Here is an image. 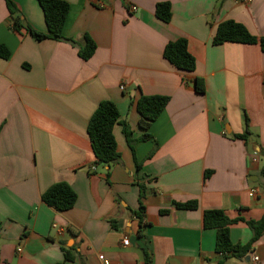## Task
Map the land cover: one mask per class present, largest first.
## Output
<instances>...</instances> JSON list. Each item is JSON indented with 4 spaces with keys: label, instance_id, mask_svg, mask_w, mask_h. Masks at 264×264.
Listing matches in <instances>:
<instances>
[{
    "label": "crops",
    "instance_id": "crops-1",
    "mask_svg": "<svg viewBox=\"0 0 264 264\" xmlns=\"http://www.w3.org/2000/svg\"><path fill=\"white\" fill-rule=\"evenodd\" d=\"M63 1L65 39L55 41L14 31L0 0V45L10 53L0 58V264L60 263L61 242L74 249L71 264H103L100 255L109 264H145V255L149 264H264V234L245 259L223 260L216 231L202 222L205 210L245 221L264 212V53L258 44L212 43L229 20L264 37V0ZM12 2L24 23L46 32L36 0ZM161 2L171 6L169 22L155 16ZM85 36L95 44L88 60L78 55ZM179 38L195 59L192 72L163 57ZM141 95L169 98L151 138L137 141L133 155L117 123L120 159L96 165L86 132L92 113L113 102L138 140ZM244 118L245 140L234 137L244 134ZM58 182L77 195L68 211L41 200ZM186 202L196 209L176 206ZM251 236L243 221L229 227L233 244Z\"/></svg>",
    "mask_w": 264,
    "mask_h": 264
},
{
    "label": "trees",
    "instance_id": "trees-1",
    "mask_svg": "<svg viewBox=\"0 0 264 264\" xmlns=\"http://www.w3.org/2000/svg\"><path fill=\"white\" fill-rule=\"evenodd\" d=\"M9 11V20L14 31L20 32L24 30L35 40H62L65 39L63 31L70 6L63 0H36L43 13L46 32L40 33L33 30L30 26L20 19L18 9L12 0H4ZM155 16L163 21L169 22L171 19V6L168 2L157 3L155 6ZM226 42H234L241 44H258L264 53V37H255L248 30L235 21H225L220 23L213 37L214 45H221ZM95 51L94 42L87 36L80 45L78 55L83 60L91 58ZM10 53L4 46L0 45V58L7 60ZM163 57L177 70L182 72H192L195 69V59L187 49V41L185 38H179L175 41L168 42L163 49ZM193 89L198 94L205 92L204 82L200 78H194ZM169 98L161 95H141L136 102V111L139 115L138 126L143 134L138 140L132 138V132L126 122L119 121V112L115 104L108 100L101 101L92 113L86 128L90 147L95 158L96 165L110 166L117 163L120 154L117 151V144L113 136V127L120 123L122 133L126 139L127 145L134 155V144L137 141H146L151 138L148 133L149 127L159 115L163 112ZM244 134L235 135V138L245 140L249 135L248 120L244 118ZM135 160L137 172L140 170L141 164ZM264 171V169H263ZM208 175V173H207ZM140 199L144 196V187L139 185ZM77 199L74 190L65 182H58L50 186L41 195L44 204L54 208L59 212L70 210ZM181 209H196L195 202H186L176 204ZM142 210L140 203L139 211ZM139 220V227L142 226L140 213H135ZM243 221L250 228L252 236L246 244H233L229 237V227ZM204 229H214L216 231L215 252L223 256V260L227 258H235L238 260L245 259L251 252L252 245L264 234V212L259 220L245 221L241 218L230 219L221 210H205L202 216ZM140 233V231H139ZM60 249L63 253V261L57 264H71L74 262L75 254L72 247H66L64 242L60 243ZM145 264H149L148 256L145 255ZM222 264V262L220 263Z\"/></svg>",
    "mask_w": 264,
    "mask_h": 264
},
{
    "label": "built area",
    "instance_id": "built-area-1",
    "mask_svg": "<svg viewBox=\"0 0 264 264\" xmlns=\"http://www.w3.org/2000/svg\"><path fill=\"white\" fill-rule=\"evenodd\" d=\"M247 1H251V0H247ZM89 2H91V3H97V0H89ZM130 10H131L132 12H134V11L136 10V7H133V6H132V7H130ZM120 89L122 90V89H123V86H121ZM92 169H94V168H92ZM253 193H254V191L251 190L250 194L252 195ZM53 228H56V226L53 225ZM128 242H129L128 239L125 238V239L122 241V244L125 245V246H127V245H128ZM18 251H20V250L18 249ZM99 259L102 261L103 264H109V262H108L107 260L104 259V256L100 255V256H99ZM254 260H258V258H257V257H254Z\"/></svg>",
    "mask_w": 264,
    "mask_h": 264
}]
</instances>
